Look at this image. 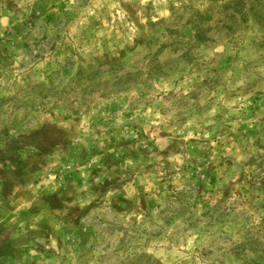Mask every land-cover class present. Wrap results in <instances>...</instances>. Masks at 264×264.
<instances>
[{
    "label": "rangeland",
    "instance_id": "rangeland-1",
    "mask_svg": "<svg viewBox=\"0 0 264 264\" xmlns=\"http://www.w3.org/2000/svg\"><path fill=\"white\" fill-rule=\"evenodd\" d=\"M0 264H264V0H0Z\"/></svg>",
    "mask_w": 264,
    "mask_h": 264
}]
</instances>
